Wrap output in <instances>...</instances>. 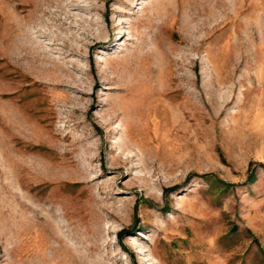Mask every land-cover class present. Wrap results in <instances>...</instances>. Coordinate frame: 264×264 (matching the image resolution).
<instances>
[{
	"label": "rangeland",
	"instance_id": "obj_1",
	"mask_svg": "<svg viewBox=\"0 0 264 264\" xmlns=\"http://www.w3.org/2000/svg\"><path fill=\"white\" fill-rule=\"evenodd\" d=\"M0 264H264V0H0Z\"/></svg>",
	"mask_w": 264,
	"mask_h": 264
}]
</instances>
